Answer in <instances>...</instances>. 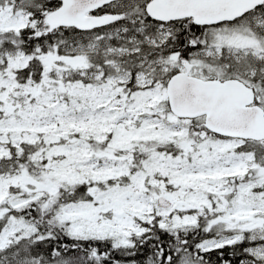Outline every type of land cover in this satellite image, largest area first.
Masks as SVG:
<instances>
[{
	"label": "snow or ice",
	"instance_id": "1",
	"mask_svg": "<svg viewBox=\"0 0 264 264\" xmlns=\"http://www.w3.org/2000/svg\"><path fill=\"white\" fill-rule=\"evenodd\" d=\"M0 264H264V0H0Z\"/></svg>",
	"mask_w": 264,
	"mask_h": 264
}]
</instances>
